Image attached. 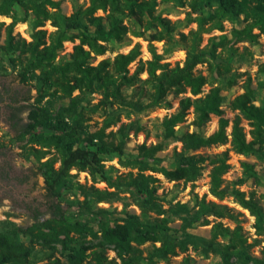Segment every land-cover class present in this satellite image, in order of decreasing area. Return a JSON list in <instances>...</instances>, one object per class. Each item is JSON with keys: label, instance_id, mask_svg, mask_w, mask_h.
Segmentation results:
<instances>
[{"label": "trees", "instance_id": "obj_1", "mask_svg": "<svg viewBox=\"0 0 264 264\" xmlns=\"http://www.w3.org/2000/svg\"><path fill=\"white\" fill-rule=\"evenodd\" d=\"M160 1L187 5L190 11L186 15V25H197V29L191 30L187 35L180 33L176 42V46L184 47L187 53L183 66L171 67L168 63H163L165 55L174 49L175 44L172 43L177 27L181 24H172L157 13L159 0H89L90 5L87 7L79 4L78 0H73L74 11L71 16L60 12V1L0 0V16L12 20L8 25L0 22V38L3 32L5 34L1 52L3 56H8L13 69L20 68L18 76L22 83L36 81L41 86L37 103L26 107L28 121L17 137L18 140L27 142L23 148V158H34L38 163V173L44 178L48 197L52 200L60 199L64 192L73 190L80 191L85 196L84 202L74 211L65 212L61 204L53 201L52 218L42 221L38 216L31 227H18L9 223L11 228L8 232L0 233V264H37L34 244L60 253L61 257L57 258L52 254L44 264H157L156 260H168L169 255H176V247L186 251L194 238L187 230L195 226H209L210 217L231 220L236 223V227L230 229L222 221L215 222L211 228V238L203 241L199 252L203 257L208 258L210 253H214L219 255L222 264H264V206L255 192L247 194L238 187L251 178L259 181L253 165L243 163V178L236 184L227 186L223 177L231 167L228 164V152H224L211 160L213 167L209 173L212 196L219 201L231 197L254 217V229L258 238L249 243L239 224L241 214L233 208L207 201L206 196L199 198L194 194L193 207L178 202L165 210L158 195V180L152 174H147L148 171L159 173L170 182L191 183L194 187L202 176L208 158L187 155L185 151L175 152V166L168 167L157 156L163 151L162 144L150 147L142 144L139 146L138 157L125 164L135 168L136 174L128 173L122 177V182L113 181L106 173V157L115 154L123 156L127 132L135 130L138 133L140 128L122 127L119 131L121 140L117 143L116 134L106 135L105 129L110 124L83 139L78 120L76 124H72L64 115L70 109L62 108L63 113L54 115L49 107L42 105L50 90L54 95L61 92L64 97L70 98L73 107L82 95L102 93L106 100L112 99L138 111L168 106V97L173 95L181 98L177 112L163 122L166 139L176 137L175 127L184 123L193 109L192 125L196 129L201 130L206 126L212 115L219 118V127L208 137L197 132L184 134L181 138L184 149L197 151L227 144L230 121L224 117L221 88L212 87L204 96L201 94L206 85L221 81L230 72L227 70V59L222 54L227 47L233 48V40L256 45L261 37L264 38V0ZM15 6L21 8L23 16L18 14ZM99 11L104 15H97ZM207 11L211 12L205 16ZM30 16H33L30 23L31 41H27L20 35H15V28L19 23H26ZM124 18L133 19L144 31L160 28L158 33L152 34L148 39L152 59L146 62L140 60L133 74H130L129 67L141 55L138 45L127 54L116 55L113 60L104 59L97 65L93 64L97 57L110 51L112 41L121 43L129 33L144 37L143 32L125 25ZM47 22H51L56 28L50 34L42 29ZM225 22L240 23L243 27L232 30L233 40H229L226 35L212 37L201 48L203 35L214 30L224 32ZM76 41L79 43L75 45L69 61L58 60L64 44ZM162 41L172 46L164 54H158L153 43ZM218 49H221V53H218ZM232 55L234 49L228 58ZM202 64H208L209 78L195 72ZM144 73L148 77L142 81L141 75ZM138 83L150 85L152 89L148 104L128 101L123 97L124 87H133ZM234 83L235 78H229L228 85L232 87ZM244 89L230 104L231 109L238 112L229 134L232 150L240 155L255 156L264 163V105L254 104L255 92L249 83ZM76 91L80 95L74 97L73 93ZM188 93L191 96H183ZM30 99L26 98V101L29 102ZM242 120L248 122V134L242 126ZM108 138L113 140L108 141ZM0 147L4 145L0 144ZM52 150L58 155H54ZM58 163L59 167H56ZM73 170L77 174H72ZM83 172L88 173L95 183L100 177L108 189L120 190L124 183L136 190L141 216L127 213L124 218H115L111 211L93 210L94 204L112 202L116 192L99 190L94 185L88 187L79 184L77 177ZM69 207L72 209V206ZM150 212L158 216L169 213L179 218L185 241L178 244L169 236L168 218L157 219L156 222L144 221ZM23 237L30 238L28 245L20 240ZM219 239L227 242L221 243ZM148 242L153 245L161 243V247L154 246L148 256H144L140 247ZM261 244V257H254L251 250ZM108 251L114 252L115 257H109Z\"/></svg>", "mask_w": 264, "mask_h": 264}, {"label": "rangeland", "instance_id": "obj_2", "mask_svg": "<svg viewBox=\"0 0 264 264\" xmlns=\"http://www.w3.org/2000/svg\"><path fill=\"white\" fill-rule=\"evenodd\" d=\"M60 1V12L65 16H71L74 11L73 0H55ZM79 4L87 7L90 5L89 0H78ZM214 6L213 9H215ZM15 10L18 11L20 16H23L24 12L19 6H15ZM190 11L189 7L182 6L176 2H161L157 7V13L161 14L163 18H167L172 24H181L177 27V32L174 36L172 45L175 44L173 51L165 55L163 63H168L171 67L176 65L183 66L187 53L184 47L177 45L176 42L180 37V33L188 34L191 30H196L197 25L195 23L186 25L185 19L187 13ZM211 11H207V16ZM99 16H103V12L97 13ZM33 20V16H30L26 23H19L15 28V35H20L27 41H31V27L30 23ZM11 19L0 16V22L10 24ZM124 24L129 26L131 29L139 30L143 32L144 37H136L131 33L127 35L125 40L121 43L112 41L109 45L110 51L104 56L97 57L93 64L97 65L104 59L113 60L118 54H127L135 46H140L141 55L136 62L131 64L129 67L130 74H133L139 61L146 62L152 59L149 52L148 39L152 34H156L160 31V28H152L149 31H144L143 27H140L133 19L124 18ZM225 31L220 32L214 30L209 34H204L202 37L201 48L205 47L208 40L212 37H219L226 35L229 40L232 37V30L234 28L240 29L243 27L240 23L232 24L225 22ZM42 29L46 30L48 34L54 32L56 28L51 25V22H47L45 27ZM258 33V31H254ZM5 34L2 33L0 38V47L4 44ZM233 40V39H232ZM75 43L66 42L64 44V50L60 53L58 60L69 61L70 54L73 52ZM158 54H164L171 44L166 42H154L153 43ZM232 47H227L222 56L227 59V70L229 73L225 74V78L221 81H215L213 84L206 85L203 89L204 96L207 94L212 87H220L221 95L224 98L222 109L224 111V117L230 121V125L227 128V135L229 136V142L224 145H216L209 148H201L197 151L185 150L184 144L181 138L186 133H201L205 137L215 133L219 127V118L215 115L211 116V120L201 130L196 129L192 122L194 120L193 109L190 110V114L187 116L186 121L175 127L176 137L165 138V128L163 122L166 118H170L174 115L179 107V101L181 97H175L170 95L168 97V106L156 107L153 109L138 111L131 109L126 106H122L112 99L106 100L102 93L85 94L82 95L76 106L71 105V99L64 97L61 92L53 94L52 90L47 93L49 96L46 97L42 105L50 108L52 114L56 115L63 113L62 108L70 109V112H65L64 115L72 123L76 124L78 120L79 127L81 128L82 138L85 139L90 135H93L107 124L106 135L110 133L116 134L115 142L121 140L119 131L122 127L128 128L129 126L139 127L140 132L135 133V130H130L128 133L127 140L125 139V154L123 156L111 155L106 157L105 169L107 176L112 178L113 181H121L122 177L128 173L136 174L137 170L132 167H128L126 162L134 160L138 157L139 146L146 144L148 147L151 145L162 144L163 151L158 153V157L163 160V165L168 167L175 166V152H184L187 155H202L208 160L204 164V170L201 178L195 182L194 187L183 182H170L162 174L151 173L157 180L158 195L161 198V203L165 210H168L171 206L180 202L183 204H189L190 208L194 206V194H197L199 198L206 196L207 201H213L217 204L226 205L233 208L236 212L241 214L239 216V224L243 227L245 235L248 237V242L252 243L258 237L256 236L254 224L255 219L252 217L247 210L241 208L234 199L228 197L222 201H219L210 193V174L213 164L211 162L217 155L224 152H228L231 169L227 174L224 175L223 179L227 186H232L239 179L243 178V163L251 164L255 167V172L258 175V182L251 178L242 185L238 186L240 190L249 194L255 192L257 197L261 199L264 206V163L259 161L255 156H244L235 153L231 146V131L232 122L238 112L233 111L230 107L231 102L238 95L244 92V87L247 83L255 92L254 104L257 106L264 105V38L259 39V43L252 45L248 42H236L233 40ZM231 48V49H230ZM234 49V55L228 58ZM218 53H221V49H218ZM20 68L13 67L8 61V56H3L0 49V144L4 147H0V233L8 232L11 228V224H15L18 227H31L33 226L36 218L41 217V220L45 221L52 218L51 205L54 201L62 205L64 211H74L78 208V205L83 203L85 196L77 190L64 192L60 199H54L48 197L47 190L45 188L44 178L38 173V163L34 158L25 160L23 158V148L27 145V142H22L17 139L18 136L23 132V128L27 123L28 109L26 108L29 104H36L40 96V84L36 81H30L28 83H22L18 73ZM196 73L209 78V66L208 64L199 65L196 68ZM147 74L141 75V80L147 79ZM229 78H235V83L231 87L228 85ZM222 82V83H221ZM152 91L150 85L138 83L133 87L123 88V97L128 101L137 102L140 101L142 104L149 103V95ZM80 95L78 91L73 93L76 97ZM183 96H191L189 93ZM26 98H31L30 101H26ZM12 113H17L22 121H14ZM242 126L245 128V132L248 134L250 127L246 120H242ZM108 138L107 140H111ZM248 139H250L248 135ZM113 140V139H112ZM84 144V143H83ZM39 148V147H37ZM54 155H58L56 151L52 150ZM59 167V163L56 165ZM77 174L76 170L71 172ZM77 181L81 185L92 186L94 185L99 190L108 189L107 184L102 181L99 177L98 182H94L91 176L86 173H79ZM111 192H116V196L112 199V202L99 203L93 205V210L104 209L111 211L115 218H124L127 213L136 214L141 216V210L137 206L138 193L133 188H129L123 183L120 190L108 189ZM69 206H72L70 209ZM168 218V227L170 228L169 236L175 240L178 244L185 241V234L181 229L182 221L167 213L164 216H158L154 213L144 218L147 222H156L157 219ZM211 224L209 226H195L187 230V233L192 235L193 243L188 244V249L182 251L179 247H176V255H169L168 260H156L157 264H222L219 255L210 253L208 258L202 256L201 248L203 247V241L211 238V228L215 222H220L230 228L234 229L236 223L224 219L216 220L213 217L209 218ZM11 223V224H9ZM92 226V225H91ZM97 230L96 225H94ZM22 240L26 245L29 244L30 238L23 237ZM91 240V237H88ZM221 243H226V240L219 239ZM263 244L255 247L251 250V254L254 257H261L260 251ZM35 246V259L37 264L47 263L48 258L55 254V257H61L60 253L53 252L51 249L46 248L40 244H34ZM161 247V243L151 242L145 243L140 247L144 251V256H148L149 251L153 248ZM60 248V247H58ZM108 256L111 258L115 257V253L108 251ZM144 264H147L144 263Z\"/></svg>", "mask_w": 264, "mask_h": 264}, {"label": "flooded vegetation", "instance_id": "obj_3", "mask_svg": "<svg viewBox=\"0 0 264 264\" xmlns=\"http://www.w3.org/2000/svg\"><path fill=\"white\" fill-rule=\"evenodd\" d=\"M0 105H2V104H0ZM12 115H13V119H14V121H22V118H19V116L17 115V113H12ZM27 121H28V117H27Z\"/></svg>", "mask_w": 264, "mask_h": 264}, {"label": "bare ground", "instance_id": "obj_4", "mask_svg": "<svg viewBox=\"0 0 264 264\" xmlns=\"http://www.w3.org/2000/svg\"><path fill=\"white\" fill-rule=\"evenodd\" d=\"M1 217V216H0Z\"/></svg>", "mask_w": 264, "mask_h": 264}]
</instances>
